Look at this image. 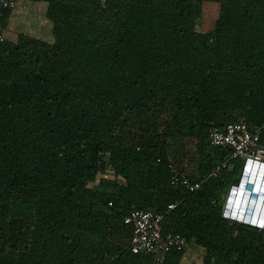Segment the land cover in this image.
<instances>
[{"label": "trees", "instance_id": "1", "mask_svg": "<svg viewBox=\"0 0 264 264\" xmlns=\"http://www.w3.org/2000/svg\"><path fill=\"white\" fill-rule=\"evenodd\" d=\"M30 1L47 3L54 42L0 48V264H154L130 250L134 208L164 213L204 264H264V230L223 216L244 161L189 192L165 144L195 141L192 180L231 155L214 126L261 128L264 146V0ZM205 2L220 11L201 32Z\"/></svg>", "mask_w": 264, "mask_h": 264}, {"label": "built area", "instance_id": "2", "mask_svg": "<svg viewBox=\"0 0 264 264\" xmlns=\"http://www.w3.org/2000/svg\"><path fill=\"white\" fill-rule=\"evenodd\" d=\"M17 6V0H0V48L8 41L5 34V27L2 19L6 11L13 10ZM261 128L251 129L245 122H232L223 127L214 126L209 133V141L214 146L228 147L231 155L221 165L216 167L207 177L200 180H192L188 174L178 169L173 162L170 164L172 172L171 184L181 186L189 192L200 190L208 178L216 176L230 161L242 159L244 169L240 181L233 184L229 189L224 206L223 216L231 222L245 223L264 230V225L260 222H252L235 215L231 209L232 194L245 184L250 185L252 171L256 168L254 180L260 179V186L264 190V146L261 145ZM234 200V199H233ZM177 207V203L168 206L167 211ZM234 217V219H232ZM238 217L241 221H237ZM165 218L164 213L152 210L134 208L125 216V224L133 227V235L130 250L133 254L150 255L154 259V264H165L171 251L186 252L190 243L187 238L176 233L164 234L162 223Z\"/></svg>", "mask_w": 264, "mask_h": 264}, {"label": "rangeland", "instance_id": "3", "mask_svg": "<svg viewBox=\"0 0 264 264\" xmlns=\"http://www.w3.org/2000/svg\"><path fill=\"white\" fill-rule=\"evenodd\" d=\"M46 10L47 3L45 2L17 0V6L12 10L11 16L7 21L5 27V34L7 39L9 41H16L18 39V35L23 33L31 37L41 39L43 41L53 43V24L47 18ZM219 11L220 6L218 3L205 2L204 11L198 24V30L201 32L209 31L211 29L213 20L218 17ZM165 144L170 151L173 164L178 169L185 172L189 176L196 174L199 159L196 152V144L194 140L183 139L181 141H168ZM102 179H114V174L110 167H107V171L99 175V180ZM227 195L228 194H225V197H227ZM118 240L122 241V243L125 241V239ZM197 246L198 245L195 243L192 247L191 245H189L188 247V249L191 247V250L193 252L195 251V248L196 250H198V252H196L195 254L196 261L193 264H204L203 257L205 251L203 248L201 249V247Z\"/></svg>", "mask_w": 264, "mask_h": 264}, {"label": "bare ground", "instance_id": "4", "mask_svg": "<svg viewBox=\"0 0 264 264\" xmlns=\"http://www.w3.org/2000/svg\"><path fill=\"white\" fill-rule=\"evenodd\" d=\"M256 168L252 171L250 185L245 184L242 189H239L232 194L231 209L235 215L245 220L251 219L252 222H260L264 225V190L259 184L262 174L259 175V180L255 182ZM234 199V200H233Z\"/></svg>", "mask_w": 264, "mask_h": 264}, {"label": "crops", "instance_id": "5", "mask_svg": "<svg viewBox=\"0 0 264 264\" xmlns=\"http://www.w3.org/2000/svg\"><path fill=\"white\" fill-rule=\"evenodd\" d=\"M121 236V235H120ZM114 238V237H113ZM116 239V241H115V243H117V244H123L122 243V241H119L118 239H121V240H124V238H121V237H118V238H115ZM132 239V238H131ZM195 243L194 242H192V243H190V245H191V247L194 245ZM191 247L188 249V251L184 254V256H183V259H182V263L181 264H193L195 261H196V257H195V254H196V252H198V250H196V248H195V251L193 252L192 250H191ZM198 247V246H197ZM202 249V248H201Z\"/></svg>", "mask_w": 264, "mask_h": 264}, {"label": "clouds", "instance_id": "6", "mask_svg": "<svg viewBox=\"0 0 264 264\" xmlns=\"http://www.w3.org/2000/svg\"><path fill=\"white\" fill-rule=\"evenodd\" d=\"M232 219H234V217H232ZM237 221H241L238 217L235 218Z\"/></svg>", "mask_w": 264, "mask_h": 264}]
</instances>
